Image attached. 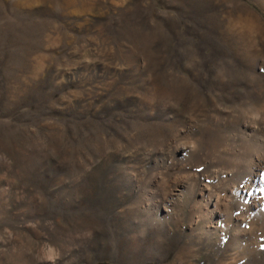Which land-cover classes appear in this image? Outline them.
<instances>
[{"label":"rangeland","instance_id":"rangeland-1","mask_svg":"<svg viewBox=\"0 0 264 264\" xmlns=\"http://www.w3.org/2000/svg\"><path fill=\"white\" fill-rule=\"evenodd\" d=\"M264 0H0V264H264Z\"/></svg>","mask_w":264,"mask_h":264},{"label":"snow or ice","instance_id":"snow-or-ice-1","mask_svg":"<svg viewBox=\"0 0 264 264\" xmlns=\"http://www.w3.org/2000/svg\"><path fill=\"white\" fill-rule=\"evenodd\" d=\"M262 71H264V69H262Z\"/></svg>","mask_w":264,"mask_h":264}]
</instances>
